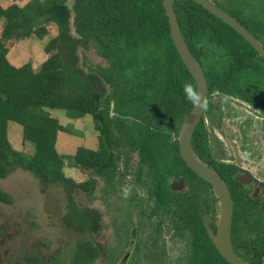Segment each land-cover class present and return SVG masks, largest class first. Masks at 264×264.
<instances>
[{"label": "trees", "instance_id": "16d2710c", "mask_svg": "<svg viewBox=\"0 0 264 264\" xmlns=\"http://www.w3.org/2000/svg\"><path fill=\"white\" fill-rule=\"evenodd\" d=\"M174 9L185 41L205 72L209 91L236 96L264 113V58L233 27L201 4L175 0ZM73 18L76 34L72 31ZM0 19L4 21L0 35V178L21 165L44 183H60L68 192L66 224L93 232L99 226L98 211L79 207L71 192L75 184L92 193L96 180L91 175L76 183L62 171L64 159L69 158L83 171L103 176L109 184L117 172L116 150L125 145L138 151V179L146 169L148 190L155 201L147 214L140 209L141 213L162 216L163 210L171 209L188 222L200 243L194 247L191 264H230L202 222V212L210 210V201L218 197L211 184L189 168L180 154L179 130L194 104L186 99L183 85L188 82L196 90V83L171 37L163 0H29L6 7L0 2ZM49 22L57 25L58 33L46 44L50 55L40 67L35 69L30 62L21 66L11 63L7 42L33 34L43 38ZM256 26L264 31V22L257 21ZM80 47H94L108 65L100 72L86 71L79 65ZM145 48L157 54L141 56ZM219 107L209 97L206 108L211 116ZM49 108L63 109L72 119L92 115L100 133L99 147H79L68 157L60 154L56 149L58 133L72 129L52 116ZM10 121L23 126L24 140L35 147L32 155L13 147L8 136ZM201 123L192 146L203 161L210 151L206 140L199 138ZM172 134L176 138L170 141ZM179 176L189 184L188 191L170 188V178ZM0 200L11 202L12 198L0 189ZM246 204L242 207L241 203L234 213L233 231L235 221L243 218L244 208L250 211L253 229L264 236V205ZM84 240L75 249V264H92L100 256L101 245ZM235 251L244 260L260 264L239 248Z\"/></svg>", "mask_w": 264, "mask_h": 264}, {"label": "rangeland", "instance_id": "374dc122", "mask_svg": "<svg viewBox=\"0 0 264 264\" xmlns=\"http://www.w3.org/2000/svg\"><path fill=\"white\" fill-rule=\"evenodd\" d=\"M28 1L0 0L5 7L12 3L24 5ZM211 1L241 20L264 47V31L256 28L257 21L264 22V0ZM3 23V19H0V35ZM46 27L48 33L43 38L33 34L30 38L7 42L11 63L21 66L30 62L35 69L40 67L50 55L45 51L46 44L58 33L55 23H46ZM72 31L76 34L74 18ZM78 53L79 65L86 71L100 72L102 67L108 65V61L94 47H80ZM148 53L152 55L156 52L152 48H145L139 54L146 56ZM116 78L121 81L122 88L121 76L118 74ZM107 89H111L108 84ZM211 100L224 102H220L221 108L216 110L220 120L211 123L212 126L208 128L212 155L215 159L250 169L254 176L264 180V113L260 114L258 109L217 90L211 94ZM48 110L62 125H70L72 129L58 133L56 149L60 154L68 157L75 154L79 147H99L100 133L92 115L72 119L66 116L63 109ZM8 136L15 149L27 155L34 153V144L24 140L21 124L10 121ZM175 138L176 135L172 134L170 141ZM116 154L117 172L109 184L103 176L73 165L69 158L64 159L62 165L64 174L76 183L88 180L91 175L96 180L92 193L75 184L71 192L79 207L98 211L99 226L93 232L66 224L68 192L60 183H44L21 165L7 177L0 178V189L12 198L11 202L0 200V264H75V249L84 239L91 240L94 245L102 244L105 249L92 264H187L185 251L189 249L181 240L170 238L168 241L164 236L172 232L169 215H146L155 201L148 190L150 184L146 169L141 173L142 178L138 179L137 150L122 145ZM188 187L189 184L185 183L184 190L188 191ZM217 206L216 214L219 213V201ZM140 209L145 210L146 214L141 213ZM163 241L167 242L165 247L159 245ZM154 242L157 243L153 245ZM157 251L158 255L148 256Z\"/></svg>", "mask_w": 264, "mask_h": 264}, {"label": "water", "instance_id": "95a60500", "mask_svg": "<svg viewBox=\"0 0 264 264\" xmlns=\"http://www.w3.org/2000/svg\"><path fill=\"white\" fill-rule=\"evenodd\" d=\"M193 1L201 4L212 14L233 27L264 58V47L243 23L227 13L211 0ZM174 2L175 0H163V6L168 15L171 37L183 62L185 63L186 67L195 80L196 91L200 96L199 101L197 103H194L191 112L184 117V120L181 124V128L178 134L180 154L186 164L193 171H195L200 177H202L212 185L215 190L216 196L218 197L220 207L215 222L216 230L214 231L208 224L207 216L203 218L208 234L215 244L216 248L230 264H251L240 258L234 250V246L232 243L234 202L231 190L226 180L220 175L217 170L204 163L196 155L192 147L193 134L204 113L208 101L209 85L205 72L203 71L202 67L198 63L196 57L193 55L185 41L177 13L174 9Z\"/></svg>", "mask_w": 264, "mask_h": 264}, {"label": "flooded vegetation", "instance_id": "af4514ba", "mask_svg": "<svg viewBox=\"0 0 264 264\" xmlns=\"http://www.w3.org/2000/svg\"><path fill=\"white\" fill-rule=\"evenodd\" d=\"M213 92L214 91H212V92L209 91L208 101H209V97H211V94ZM218 92L222 93L220 91H218ZM222 94H225V93H222ZM225 95H227V94H225ZM228 96H231V97L237 99L238 101H241L243 103L248 104L249 106H252L248 101H245V100L240 99V98L233 96V95H228ZM208 101H207V103H208ZM220 102H223V101H220ZM220 102H217V103H219L220 107L214 108L215 114L213 116H211V114H209V111L205 107L204 113H203V115H202V117H201V119L197 125V128H198L200 122H202L201 127H200L201 131L199 133V135H200L199 138H202V140H204V139L206 140V145L210 151L205 155V159L203 160V162L206 163L208 166L217 170L220 173V175L226 180V182H227V184L231 190V194H232V198H233V202H234V211H233V223H234V213L236 212V210L238 209V207L241 203H242V207H245L247 205L246 203H250V204L253 203V204H256V205L258 204L261 206L264 205V180H262L259 177L254 176L251 173L250 169H246L244 167H239L234 163H229V162L221 161L220 159H215V156L212 155V153H211L212 145H211L210 133L208 132V128H209V126H212L211 123H216V122H218V120H220V117L216 116V114H217L216 110H220V108H221ZM258 112L260 114H262L260 109H258ZM220 114H222V113L220 112ZM195 132H196V130H195ZM209 157H211L212 159H210ZM227 175L230 178L229 181L227 179ZM171 179H173V180H171ZM185 183H186V180L183 176H179L178 178L171 177L169 180L170 188L173 190H176V191H185L184 190ZM213 190H214V188H213ZM209 192H212L211 189H209ZM214 192H215V190H214ZM234 195L237 198L241 197V200L238 201L237 198L235 199ZM206 198H208V196ZM207 200L209 201V198ZM218 201H219L218 198H217V200L210 201V203H209L210 210H208L206 212H202V214H201L203 224H204L203 218L207 216V222L214 231L216 230L215 222H216V218H217L216 212H217V207H218L217 206ZM172 206H175V205H172ZM199 210H201V209H199ZM173 212L174 211L171 209L166 210V211L163 210V212H162V215H164V214L169 215V217L171 218L170 226L172 227V232L169 235L165 234L164 236H167L168 241L171 238V240L177 239V240H181L183 242V244L185 245V248L189 249V251L188 250L185 251V256L188 259L187 264H191V261L193 259L194 247L196 245L200 246V243L197 241L198 238L196 237L194 230L190 229L189 226L186 225L188 222L187 221L183 222L181 220V218L176 214V212L175 213H173ZM194 213H196V212H194ZM237 213L235 216L236 219H237ZM241 214L243 215V218L240 220L237 219V221H235L236 225H235L234 231H233V224H232V243L234 246V250H237V248H239L241 251H243L244 255H247L248 257H253V259L255 261H260V264H264V257L262 256L263 255V249H264V240H263L264 236L262 234H258V231L253 229V226H252V223L250 220V211L248 209L242 208ZM177 224H178V227H180V228H178L176 226ZM204 227H205V224H204ZM205 229H206V227H205ZM206 231H207V229H206ZM207 233H208V231H207ZM156 243L157 242H154L153 245H155ZM100 245H101L100 256H102L105 249H104V246L102 244H100ZM159 245L165 247V245H167V242L165 243V241H163V243L162 244L160 243ZM137 248H138V245H137ZM155 248H157V246H155ZM163 250H165V248H163ZM109 254H112V253H109ZM151 255H158V251L154 252V253H150L148 256H151ZM245 261H247L251 264H254L248 260H245Z\"/></svg>", "mask_w": 264, "mask_h": 264}, {"label": "clouds", "instance_id": "9594fccd", "mask_svg": "<svg viewBox=\"0 0 264 264\" xmlns=\"http://www.w3.org/2000/svg\"><path fill=\"white\" fill-rule=\"evenodd\" d=\"M183 91L186 99L190 100L193 103H197L200 99L198 92L194 89V86L188 82H185L183 85Z\"/></svg>", "mask_w": 264, "mask_h": 264}]
</instances>
